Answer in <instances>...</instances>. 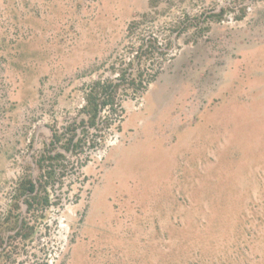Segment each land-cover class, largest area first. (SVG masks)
Wrapping results in <instances>:
<instances>
[{
  "label": "rangeland",
  "instance_id": "rangeland-1",
  "mask_svg": "<svg viewBox=\"0 0 264 264\" xmlns=\"http://www.w3.org/2000/svg\"><path fill=\"white\" fill-rule=\"evenodd\" d=\"M0 264H264V0H0Z\"/></svg>",
  "mask_w": 264,
  "mask_h": 264
},
{
  "label": "trees",
  "instance_id": "trees-1",
  "mask_svg": "<svg viewBox=\"0 0 264 264\" xmlns=\"http://www.w3.org/2000/svg\"><path fill=\"white\" fill-rule=\"evenodd\" d=\"M92 106L91 110H92V116L94 117L95 114L98 112V110L101 108L99 102L96 100L95 97H92L91 102H89Z\"/></svg>",
  "mask_w": 264,
  "mask_h": 264
}]
</instances>
